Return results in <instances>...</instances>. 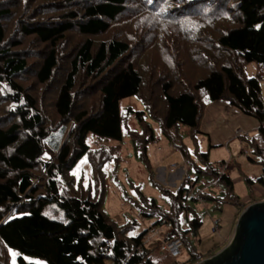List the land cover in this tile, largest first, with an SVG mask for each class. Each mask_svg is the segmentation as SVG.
<instances>
[{
    "label": "trees",
    "instance_id": "trees-1",
    "mask_svg": "<svg viewBox=\"0 0 264 264\" xmlns=\"http://www.w3.org/2000/svg\"><path fill=\"white\" fill-rule=\"evenodd\" d=\"M249 60L255 62L250 76ZM261 77L264 0H0V264H12V250L18 264L200 259L190 240L200 218L187 198L215 208L245 204L222 159L218 168L197 151L196 163L178 145L185 167L221 184V192L191 194L193 180L185 176L187 185L183 178L175 190L161 187L163 205L133 184L129 202L139 215L154 217L134 234L136 219L117 224L101 208L106 175L124 159L123 131L157 183L145 149L153 132L143 112L168 137L178 123L193 136L206 102L221 98L253 115L264 138ZM130 95L143 109H120L119 100ZM131 110L138 128L127 123ZM82 155L90 170L85 182L71 172ZM257 179L264 183V175ZM161 221L167 224L162 239L178 236L184 259L160 249L161 239L156 247L146 242V232Z\"/></svg>",
    "mask_w": 264,
    "mask_h": 264
},
{
    "label": "rangeland",
    "instance_id": "rangeland-1",
    "mask_svg": "<svg viewBox=\"0 0 264 264\" xmlns=\"http://www.w3.org/2000/svg\"><path fill=\"white\" fill-rule=\"evenodd\" d=\"M244 67L248 76L254 74L255 62L253 60L247 61ZM259 91L264 104V77L259 78ZM127 106L134 110L143 109L142 103L134 95L125 96L119 100L121 110L126 109ZM141 114L150 124L153 132V139L146 144L145 149L150 170L157 183L151 181L148 168L134 154L127 135L122 131L120 142L122 143L123 151L121 153L124 154V159L114 166V170L110 174L106 175V186L101 199V208L115 223L120 224L128 219H136L134 228L129 230L130 234L140 231L154 219L152 216L139 215L135 207L129 202V197L134 195L133 184L139 185L140 190L163 205L166 202V196L161 187L165 186L175 190L185 176H189L193 180L189 186L191 194L196 189L219 192L222 188L219 183L213 185L207 175H197L191 167L187 169L178 145L185 148L188 157L196 163H200L196 154L197 151H206L207 160L211 165L218 166V168L220 165L218 162L221 159L224 160L226 163L220 167L231 176L232 190L245 203L243 206L251 201L264 198V183L257 179L260 175H264L262 170L264 138L258 133V120L253 115L244 113L233 105H229L228 110L221 107L204 110L203 107L198 124L199 132H194L192 136L189 127L178 123L170 128V136L168 137L160 132L156 121L146 112ZM127 123L130 127L138 128L136 114L133 110L127 114ZM235 129H239L240 132L236 133ZM56 132H53V136H56ZM87 136L89 141L94 138L91 133H88ZM111 142L107 140L103 144L108 146ZM171 164L174 165L169 170ZM109 166L108 164L106 169ZM71 172L76 177H82L84 182L90 178L89 165L84 155L76 161ZM247 177L251 178V181ZM187 183V179L184 178L183 185H187ZM187 200L200 218L196 234L193 237L190 236V240L195 250L203 253L200 254L202 258L207 256L208 251L214 252L226 243L236 217L243 207L240 205L234 209L230 204H225L215 208L208 200L189 198ZM213 219H217L216 226L213 225ZM166 230L167 224L161 221L146 232V242L156 247ZM186 255V249L182 248L178 259L182 260ZM15 256L16 251L12 250V264H18ZM23 256L28 260L43 262L41 258L36 256ZM102 264H113V262L110 258L105 257Z\"/></svg>",
    "mask_w": 264,
    "mask_h": 264
},
{
    "label": "water",
    "instance_id": "water-1",
    "mask_svg": "<svg viewBox=\"0 0 264 264\" xmlns=\"http://www.w3.org/2000/svg\"><path fill=\"white\" fill-rule=\"evenodd\" d=\"M193 264H264V198L243 206L226 243Z\"/></svg>",
    "mask_w": 264,
    "mask_h": 264
},
{
    "label": "built area",
    "instance_id": "built-area-1",
    "mask_svg": "<svg viewBox=\"0 0 264 264\" xmlns=\"http://www.w3.org/2000/svg\"><path fill=\"white\" fill-rule=\"evenodd\" d=\"M235 132L239 133L240 130L235 129ZM173 165L174 164H171L168 169L171 170ZM221 165L224 166V163H221ZM221 169H222V167H221ZM216 224H217V219H213V225L216 226ZM159 248L162 250H165L173 260H176L180 254L181 240L178 236H172L168 239H161V241L159 243Z\"/></svg>",
    "mask_w": 264,
    "mask_h": 264
},
{
    "label": "crops",
    "instance_id": "crops-1",
    "mask_svg": "<svg viewBox=\"0 0 264 264\" xmlns=\"http://www.w3.org/2000/svg\"><path fill=\"white\" fill-rule=\"evenodd\" d=\"M229 105L231 106V104H229L226 100H222V99H218V98H216V99H211L210 101H208L207 103H206V105L204 106V110L206 109V110H212V109H216V108H223V109H225V110H228V107H229ZM237 108V107H236ZM238 109V108H237ZM121 151H123V148H122V144H121ZM222 163H226L224 160H223V162ZM229 164H230V162H229ZM233 169V168H232ZM231 171V170H230ZM230 176V175H229ZM231 177V176H230ZM212 183H213V185L215 184L213 181H212ZM225 204H227V203H224L223 205H225ZM217 225V224H216ZM162 239V238H161Z\"/></svg>",
    "mask_w": 264,
    "mask_h": 264
},
{
    "label": "snow or ice",
    "instance_id": "snow-or-ice-1",
    "mask_svg": "<svg viewBox=\"0 0 264 264\" xmlns=\"http://www.w3.org/2000/svg\"><path fill=\"white\" fill-rule=\"evenodd\" d=\"M149 2H151V0H149ZM163 12V10H161Z\"/></svg>",
    "mask_w": 264,
    "mask_h": 264
}]
</instances>
